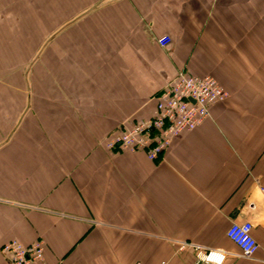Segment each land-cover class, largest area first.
Returning <instances> with one entry per match:
<instances>
[{
    "label": "crops",
    "instance_id": "1",
    "mask_svg": "<svg viewBox=\"0 0 264 264\" xmlns=\"http://www.w3.org/2000/svg\"><path fill=\"white\" fill-rule=\"evenodd\" d=\"M179 72L228 100L158 161L107 150ZM242 223L251 259L227 238ZM12 240L43 241L45 264H195L180 241L264 264V0H0V248Z\"/></svg>",
    "mask_w": 264,
    "mask_h": 264
},
{
    "label": "built area",
    "instance_id": "2",
    "mask_svg": "<svg viewBox=\"0 0 264 264\" xmlns=\"http://www.w3.org/2000/svg\"><path fill=\"white\" fill-rule=\"evenodd\" d=\"M156 42L165 49L172 39L164 35ZM228 97V91L213 77H197L179 72L156 97V115L147 121L124 127L119 134L106 141L105 147L109 151L143 152L150 161H158L175 139L195 130L209 118L211 106ZM251 232L252 225L249 223L232 224L227 230V238L237 246L241 257L245 259H251L258 249ZM174 244L178 252L192 250L195 264H223L227 257L222 251L204 249L186 241ZM0 252L8 264H45V248L41 240L30 245L12 240L2 245Z\"/></svg>",
    "mask_w": 264,
    "mask_h": 264
},
{
    "label": "rangeland",
    "instance_id": "3",
    "mask_svg": "<svg viewBox=\"0 0 264 264\" xmlns=\"http://www.w3.org/2000/svg\"><path fill=\"white\" fill-rule=\"evenodd\" d=\"M228 98H229V97H228ZM226 100H228V99H226ZM226 100H225V101H226ZM223 102H224V101H223ZM221 103H222V102H221Z\"/></svg>",
    "mask_w": 264,
    "mask_h": 264
}]
</instances>
